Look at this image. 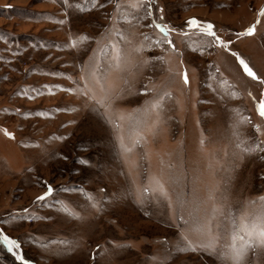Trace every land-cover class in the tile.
I'll list each match as a JSON object with an SVG mask.
<instances>
[{
  "label": "rangeland",
  "instance_id": "rangeland-1",
  "mask_svg": "<svg viewBox=\"0 0 264 264\" xmlns=\"http://www.w3.org/2000/svg\"><path fill=\"white\" fill-rule=\"evenodd\" d=\"M261 13L0 0V232L20 245L0 264H236L264 225ZM251 241L241 264H264Z\"/></svg>",
  "mask_w": 264,
  "mask_h": 264
},
{
  "label": "snow or ice",
  "instance_id": "snow-or-ice-1",
  "mask_svg": "<svg viewBox=\"0 0 264 264\" xmlns=\"http://www.w3.org/2000/svg\"><path fill=\"white\" fill-rule=\"evenodd\" d=\"M64 2L67 3L68 0H64ZM149 2H151V0H149ZM261 15H264V13H261ZM188 25L190 27H198L199 22L197 20L193 19V20L188 21ZM156 27L160 28L161 32L168 31V29H166V27H162L159 24H157ZM212 28H213V26L211 24H209L207 29H205V34L209 35V36L216 37V34H215V32L212 31ZM254 33H255V26H253L247 32L248 35H253ZM83 39H87V37H83ZM145 39H148V37H145ZM216 40L219 41V37H216ZM168 43H171V41H168ZM233 55H235V54H233ZM239 63L243 66V69L247 73L248 76L252 77L253 79H258V77L256 76V73L253 72V70L248 66V64L244 60L241 59L239 61ZM183 80H184L185 84L189 83V77H188L187 71H185L183 73ZM258 110H259V114L262 117H264V102L260 103ZM257 131H259L258 128H257ZM255 147L259 148L260 146L256 145ZM243 150L245 152H249L252 149L246 147ZM53 193H54V190L51 188V186H49L47 192L43 196L38 197V200L45 201L48 197L52 196ZM89 199H91V198H89ZM262 199H264V198H262ZM93 206H95V205H93ZM68 214H70L72 216H76L75 212H69ZM77 218H79V217H77ZM261 219L264 220V216H262ZM247 235L249 237V243H247L243 248H236L234 246H231V258L236 262V264H241L247 250L254 246V243L251 241V237L253 235H255L256 238L258 239L259 245L261 247H264V225H262L260 227L259 231H249L247 233ZM232 238H233V240H235V239L244 240L245 239L244 236L239 235V233H237V232L233 233ZM61 243H65V242L62 241ZM0 244H3L5 247H7V249L9 251H12L14 248L15 249L20 248V245L16 240L9 238L8 236L4 235L2 232H0ZM188 247L193 252L197 250V248L192 246L190 243H189ZM205 247H206V250H213V244H211V243ZM18 258L21 259V261L23 262L22 256H19Z\"/></svg>",
  "mask_w": 264,
  "mask_h": 264
}]
</instances>
